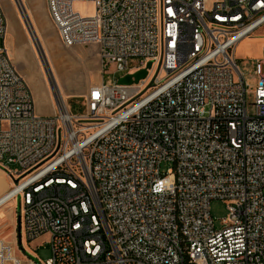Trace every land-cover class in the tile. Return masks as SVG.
<instances>
[{
	"label": "built area",
	"instance_id": "obj_1",
	"mask_svg": "<svg viewBox=\"0 0 264 264\" xmlns=\"http://www.w3.org/2000/svg\"><path fill=\"white\" fill-rule=\"evenodd\" d=\"M47 2L66 46L99 45L102 73L153 64L138 82L92 85L82 113L55 92L56 113L39 115L0 0V165L13 180L0 210L18 201L22 239L51 247L17 255L0 231V264H264V58L250 114L235 57L264 0ZM214 199L227 203L220 227Z\"/></svg>",
	"mask_w": 264,
	"mask_h": 264
},
{
	"label": "rangeland",
	"instance_id": "obj_2",
	"mask_svg": "<svg viewBox=\"0 0 264 264\" xmlns=\"http://www.w3.org/2000/svg\"><path fill=\"white\" fill-rule=\"evenodd\" d=\"M38 1V3H35L34 9H32L27 2L25 5L22 1L24 6L32 11V15L30 16L26 9V14L33 31L37 30V41H35L31 36V30L27 27L21 15L22 6L20 5L19 0H8L10 5H13L16 8V13L13 17L15 26L18 30L15 29V31L12 32L13 43L11 42V37H6L5 43L8 48L12 47V49H14V56L10 50L11 57L21 73L25 75L26 80L34 93L36 112L39 115L49 116L56 113L57 102L55 92L57 94L61 92L67 105L74 113H82L85 111L83 96L93 84L104 82L108 85H112L115 82H118L119 78L126 73L123 71H116L114 65L109 66L105 72L102 73L99 58L100 48L97 43L93 42L66 46L63 43L58 28L50 15L47 0L44 3L42 0ZM1 2L5 8L9 26L12 22L11 14L8 13L5 7V0H1ZM75 8L81 13L88 14L89 11L92 10L93 5L87 2L77 1L75 2ZM34 26L37 28L34 29ZM47 43L54 51L60 50L63 52L62 54H59L57 58L60 75V86L56 84L58 87L55 85L51 77L55 72L51 69L48 63L45 62L44 55L42 56L43 53H41L42 51L39 46L40 44L47 46ZM2 45L3 40L0 38V46ZM263 46L264 26L260 28L256 34L247 36L241 40L235 49V57L237 58L239 68L244 72L246 80L250 83L248 93V109L250 114L254 113V90L258 82L255 68L257 59L264 58ZM18 52H21L20 56H18ZM37 52L41 61L39 60ZM129 65L131 68H137L141 65L140 59L131 58L129 60ZM50 74L51 76H49ZM49 79H51V82ZM236 79L239 80L237 73ZM169 166L171 165L168 162H163L162 171H166ZM9 167L16 169L19 168V165L16 163H9ZM171 177L174 180V175ZM211 213L214 217L216 226L220 227L222 225V220L228 215L226 201L222 199L212 200ZM7 223H9V216L7 214L0 215L1 236L5 241L12 243L14 246H16L17 239V244L20 248L17 232L13 226L9 227ZM1 228H5V230L3 231ZM2 231L4 233H2ZM48 240V234L32 241H29L24 237L23 245L26 249L25 253L33 259H37V257L40 259L50 257L51 247L50 244L46 242ZM20 251L21 252L16 250L17 255H20L23 252L21 249Z\"/></svg>",
	"mask_w": 264,
	"mask_h": 264
},
{
	"label": "crops",
	"instance_id": "obj_3",
	"mask_svg": "<svg viewBox=\"0 0 264 264\" xmlns=\"http://www.w3.org/2000/svg\"><path fill=\"white\" fill-rule=\"evenodd\" d=\"M22 1L24 2L25 5L27 2L32 9L35 8V3L39 2L38 0H22ZM45 1L46 0H42L43 3ZM4 3H5V7H6L8 13L11 14V18H12V22L8 26V31H7L6 37H11V42H12L13 41L12 32H14L15 29H17V27L15 26L14 17H13L16 13V8L13 5H10V2H8V0H5ZM26 9L28 10L27 12H29V14L31 16L32 11L30 9H28L27 7H26ZM9 48H10L9 50L12 51V54L14 56V51H13L14 49H12V47H9ZM20 53L21 52H18V56H20ZM58 64H57V69L55 71V76H56L58 86H60V75H59V70H58ZM96 84H99V83H96ZM93 85H95V84H93ZM12 185H13V180L9 176L6 168L4 166L0 165V198L3 197L10 190ZM17 205H18V201H12L0 210V215L7 214L9 216V223H7V224L9 227L13 226L16 232H17V216H18ZM1 230L4 231L5 228L4 229L1 228ZM3 231H2V233H4Z\"/></svg>",
	"mask_w": 264,
	"mask_h": 264
},
{
	"label": "bare ground",
	"instance_id": "obj_4",
	"mask_svg": "<svg viewBox=\"0 0 264 264\" xmlns=\"http://www.w3.org/2000/svg\"><path fill=\"white\" fill-rule=\"evenodd\" d=\"M19 3H20V5L22 6V17H23V20H24V22H25V24L27 25V27L31 30V32H32V38L35 40V41H37V33H36V31H33V28L31 27V25H30V22H29V20H28V17H27V14H26V8H25V6H24V4H23V2H22V0H19ZM33 22V21H32ZM34 24V23H33ZM35 25V24H34ZM35 27V26H34ZM37 27H35L34 29H36ZM41 31V30H40ZM38 32H39V30H38ZM39 36V35H38ZM41 37V36H40ZM42 38V37H41ZM38 43H39V41H38ZM44 44V43H43ZM51 44V43H50ZM40 46V48H41V53H43L42 54V56L44 55V60H45V62L46 63H48V65L51 67V69L55 72L56 71V69H57V64L59 63L58 62V56H59V54H62L63 52L62 51H60V50H56V51H54L53 50V48L50 46V45H48V43H47V46H44V45H39ZM37 55H38V52H37ZM38 57H39V55H38ZM39 60L41 61V59H40V57H39ZM160 74L162 75L163 74V72H160ZM49 76H51V74L49 75ZM52 77V80L54 81V83H55V85L56 84H58L57 83V80H56V77H55V74L54 75H52L51 76ZM56 80V82H55V80ZM57 86V85H56ZM58 87V86H57ZM58 96L60 97V98H63V95L61 94V92L58 94Z\"/></svg>",
	"mask_w": 264,
	"mask_h": 264
},
{
	"label": "water",
	"instance_id": "obj_5",
	"mask_svg": "<svg viewBox=\"0 0 264 264\" xmlns=\"http://www.w3.org/2000/svg\"><path fill=\"white\" fill-rule=\"evenodd\" d=\"M152 64L153 62L150 61L148 62L147 64V68H143V69H140V70H137L136 72L134 73H128V74H125L123 76H121L118 80V83L119 84H130L132 82H138L140 81V79H143L145 77L148 76L149 74V68L152 67ZM159 67L157 68L153 78L151 79L150 83L148 84L147 88L148 87H152L154 85V79L158 73V70H159ZM19 180L18 179H15V182L17 183ZM21 214H20V210L18 211V216H17V237H18V243L20 245V249L25 253L26 252V249L23 245V239H22V230H21Z\"/></svg>",
	"mask_w": 264,
	"mask_h": 264
}]
</instances>
